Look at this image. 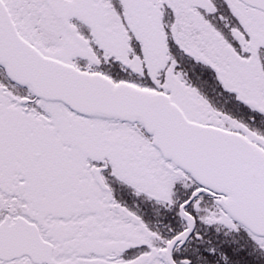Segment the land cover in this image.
<instances>
[{"label": "snow or ice", "instance_id": "obj_1", "mask_svg": "<svg viewBox=\"0 0 264 264\" xmlns=\"http://www.w3.org/2000/svg\"><path fill=\"white\" fill-rule=\"evenodd\" d=\"M0 264H264V0H0Z\"/></svg>", "mask_w": 264, "mask_h": 264}]
</instances>
